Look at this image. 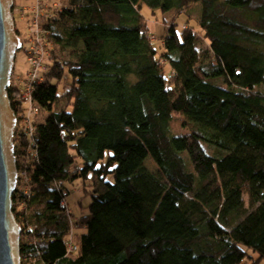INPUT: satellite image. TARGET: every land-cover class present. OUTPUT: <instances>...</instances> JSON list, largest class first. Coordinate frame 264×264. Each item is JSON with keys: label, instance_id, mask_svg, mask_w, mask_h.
<instances>
[{"label": "trees", "instance_id": "trees-1", "mask_svg": "<svg viewBox=\"0 0 264 264\" xmlns=\"http://www.w3.org/2000/svg\"><path fill=\"white\" fill-rule=\"evenodd\" d=\"M41 3L22 16L43 31L40 77L28 101L7 88L20 256L264 264V0ZM143 4L170 11L158 34Z\"/></svg>", "mask_w": 264, "mask_h": 264}, {"label": "water", "instance_id": "water-1", "mask_svg": "<svg viewBox=\"0 0 264 264\" xmlns=\"http://www.w3.org/2000/svg\"><path fill=\"white\" fill-rule=\"evenodd\" d=\"M14 0H0V264H20L21 228L12 212L11 197L17 186L13 134L16 116L7 88L22 39L15 31Z\"/></svg>", "mask_w": 264, "mask_h": 264}, {"label": "rangeland", "instance_id": "rangeland-1", "mask_svg": "<svg viewBox=\"0 0 264 264\" xmlns=\"http://www.w3.org/2000/svg\"><path fill=\"white\" fill-rule=\"evenodd\" d=\"M17 5H21V4H25L27 2L28 5H31L33 3L32 0H15ZM55 4H57V1H55ZM142 12L144 14V16L148 19V23H149V27L151 30L154 31V28L156 29L157 34L160 32L161 30V22H163V18L168 19L171 17L170 11L168 12H162L160 9H150L147 5L143 4L142 6ZM199 13V7L198 5H195L192 8L191 11V18L189 20V24H194V17L197 16V14ZM13 16L14 19L16 21V27L19 30L18 31V35L20 36V38L22 39V48L19 49L16 52L15 55V61H14V68H13V72L11 74V78L15 75H22L23 77L25 76V74L27 73L28 69L30 68V63L28 62L27 59V54L24 51V46L27 45L29 43V39L32 37V33L30 31H28L29 28H31V24L32 21L31 18H28V21L26 22V19H23V17L20 15V13L18 11H13ZM163 17V18H162ZM183 21V13L177 17V22ZM28 25V27H27ZM53 46V43L51 44ZM51 45L49 46V48H51ZM49 51H47L48 53ZM50 56V55H49ZM66 73V71H65ZM146 164L149 167V169L155 171V165L153 163V161L150 158H147L146 160ZM79 193H80V197H79ZM82 193V196H81ZM83 192L80 190H77L76 187L72 190L71 195L69 196V206L74 207V213H79L81 210L85 209L84 206V200H83ZM83 200V201H81ZM83 202V203H82ZM70 248H72V246H70ZM28 259L25 257L20 256V260H21V264H26V260ZM24 260V262H23Z\"/></svg>", "mask_w": 264, "mask_h": 264}, {"label": "built area", "instance_id": "built-area-1", "mask_svg": "<svg viewBox=\"0 0 264 264\" xmlns=\"http://www.w3.org/2000/svg\"><path fill=\"white\" fill-rule=\"evenodd\" d=\"M32 1L33 3L31 5L23 4L17 6V4L16 5L14 4L12 8V13L13 11H18L21 16H26V15H28L29 17L34 16L35 19L45 11L46 5L41 3L42 0H32ZM39 4L41 5L39 6ZM30 27L31 28H29L28 31L32 33V37L29 39L28 46L26 47L25 50L27 54L28 62L30 63V68L28 69L24 77L21 74L20 75L14 74V76L11 78V81L22 86V98L24 101L29 100V95H28L30 91L29 83L32 79L39 76L40 73L39 71L42 68L43 59L45 58V51L41 45L45 41L43 36V31L39 26L37 27L34 26L33 22ZM27 257L28 259L26 260V264H35L34 260L30 258V256H25V258ZM20 264H21V260H20Z\"/></svg>", "mask_w": 264, "mask_h": 264}, {"label": "flooded vegetation", "instance_id": "flooded-vegetation-1", "mask_svg": "<svg viewBox=\"0 0 264 264\" xmlns=\"http://www.w3.org/2000/svg\"><path fill=\"white\" fill-rule=\"evenodd\" d=\"M15 31L17 32V34H18V30H17V27H16V25H15Z\"/></svg>", "mask_w": 264, "mask_h": 264}]
</instances>
